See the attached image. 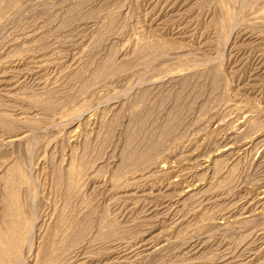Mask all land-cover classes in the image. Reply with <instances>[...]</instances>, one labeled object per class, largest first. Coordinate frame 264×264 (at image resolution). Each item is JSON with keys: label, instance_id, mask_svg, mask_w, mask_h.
<instances>
[{"label": "rangeland", "instance_id": "374dc122", "mask_svg": "<svg viewBox=\"0 0 264 264\" xmlns=\"http://www.w3.org/2000/svg\"><path fill=\"white\" fill-rule=\"evenodd\" d=\"M0 264H264V0H0Z\"/></svg>", "mask_w": 264, "mask_h": 264}]
</instances>
